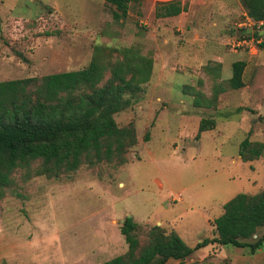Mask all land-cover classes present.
Returning a JSON list of instances; mask_svg holds the SVG:
<instances>
[{
  "label": "rangeland",
  "instance_id": "rangeland-1",
  "mask_svg": "<svg viewBox=\"0 0 264 264\" xmlns=\"http://www.w3.org/2000/svg\"><path fill=\"white\" fill-rule=\"evenodd\" d=\"M202 1L188 6L179 31V23L155 17L156 0L132 3L121 21L100 0H0V82L37 78L26 91L34 99L47 75L97 61L101 88L114 71L130 80L133 63L151 60L149 81L137 84L136 73L115 115L117 126L130 132L123 156L107 160L105 142L102 161L90 164L89 153L75 171L37 160L8 175L9 184L0 187V264H103L127 253L120 231L127 216L138 224L141 248L151 244L154 227L194 248L216 237L212 223L227 202L264 191V156H240L244 140L264 144V51L239 54L225 68L186 59L191 48L195 55L204 48L209 56L229 53L234 24L247 13ZM236 60L246 62L247 107H239L230 84ZM202 119L216 126L197 137ZM263 236L264 227L248 241ZM207 248L167 264H264V246L255 253Z\"/></svg>",
  "mask_w": 264,
  "mask_h": 264
},
{
  "label": "trees",
  "instance_id": "trees-1",
  "mask_svg": "<svg viewBox=\"0 0 264 264\" xmlns=\"http://www.w3.org/2000/svg\"><path fill=\"white\" fill-rule=\"evenodd\" d=\"M140 0H105L114 7L116 21L127 19L130 5ZM248 15L256 21H264V0H240ZM180 0L165 2L158 6L156 18L175 17L185 11ZM131 53V50H126ZM244 62L233 64L230 79L232 89L244 87ZM130 80L121 70L113 73V79L104 87L103 70L93 61L86 69L50 74L41 79L36 98L28 96L29 85L37 78L0 82V187L9 184L8 175L20 165L43 160L66 171L77 170L83 158L94 152L90 164L103 160L104 143L108 142L105 158L123 156L128 143L129 130L120 129L115 115L123 108L124 89L136 81L147 83L151 74V60L141 58L133 63ZM83 88H85L83 90ZM22 96V99L20 97ZM215 120L202 119L199 133L213 130ZM149 140V135L146 141ZM264 156V144L252 146L249 139L240 145V156ZM215 238H206L189 247L177 234L165 235L160 227H154L152 242L140 247L136 235L138 224L127 216L121 226V234L128 245L125 255L103 264H167L169 260H185L196 251L210 245L247 248L251 253L264 246V236L249 242L264 227V191L249 196L238 194L224 205V213L212 223ZM205 264V263H204Z\"/></svg>",
  "mask_w": 264,
  "mask_h": 264
},
{
  "label": "crops",
  "instance_id": "crops-1",
  "mask_svg": "<svg viewBox=\"0 0 264 264\" xmlns=\"http://www.w3.org/2000/svg\"><path fill=\"white\" fill-rule=\"evenodd\" d=\"M101 1V4L102 5H105L106 4V2H105V0H100ZM156 1H158V2H160V3H157V6H156V10H157V8H158V6H161V4H163V3H165V2H169V1H173V0H156ZM181 1V3H182V6L183 7H187V9L185 10V11H183L180 15H178V16H175V17H167V18H157V19H163V20H166V21H174V22H177V23H179V26H178V30L179 31H182V26L184 27V25L186 24V22H185V17L189 14L188 13V6L190 5L191 6V4H193L196 0H180ZM198 1H201V0H198ZM210 2H211V0H203L202 1V5H204L203 7H209V5H210ZM214 2H216V0H214ZM217 2H219L220 4L219 5H222V7H224V12L225 13H234V12H238L241 8H243L244 9V7L242 6V3L240 2V0H232V1H230V0H218ZM208 5V6H205V5ZM156 10H155V13H156ZM246 15H248L245 11L242 13V16H241V18L240 19H238L236 22H235V24H234V30L233 31H235V26H236V24L238 23V22H240L241 20H243V17H245ZM156 17V16H155ZM234 34H235V32H234ZM233 34V35H234ZM232 37V36H231ZM230 37V38H231ZM229 38V39H230ZM229 39H228V41L226 42V47H227V49H228V52L229 53H227L226 55L224 54V56H222L220 53H218V52H216V54H212L211 56H209L210 54H211V52H208V51H205L204 49L203 50H197V52H196V54L197 55H195V53H193L192 52V48L191 49H189L188 50V53L186 54V59L187 58H193V56H196V57H194V61L195 60H198V61H203V63L205 64V63H207V62H209V61H213V62H215V63H224V68L226 67V65H229V62L231 61V59H235V58H237L238 57V55L239 54H244V55H251V53H249V52H243V51H241V52H238V53H235V52H231L230 50H229V48H228V46H227V44H228V42H229ZM165 42H166V40H164ZM169 41V40H168ZM203 43V42H202ZM211 44H213V43H211ZM264 51V47H262L260 50H259V52H258V54L259 53H261V52H263ZM247 53H249V54H247ZM179 55H181V53H179L177 56H179ZM188 59V60H189ZM250 59H252V57H250ZM236 62H244V61H241V60H236V61H234V62H232V64L230 65V67H231V74H232V67H233V64L234 63H236ZM244 63H246V62H244ZM202 66V65H201ZM231 77H232V75L230 76V79H231ZM194 82V81H193ZM193 85V84H192ZM251 88H248V87H246V88H241V89H239V90H236V91H238V92H236L237 94H239L240 95V97H237V99L240 101L239 102V107H247V105H245V103L247 102V103H249V101L251 100V98H250V96H249V90H250ZM224 93H221V95H222V99L220 98V102H224V95H223ZM247 97H246V96ZM233 99H236V98H233ZM242 99H245V100H242ZM182 102H185L184 100L182 101ZM250 105V104H249ZM203 105L202 104H199L198 103V107H200V108H204V106L202 107ZM249 107V106H248ZM233 199V198H232ZM186 215L188 214V213H185ZM184 214V215H185ZM189 215V214H188ZM185 217H187V216H185ZM203 218H205V220H206V225H207V221H208V219H209V216L207 215V213L205 212V214H203V216H202ZM218 218V217H217ZM188 218H186V220H187ZM210 220V219H209ZM209 247V246H208ZM205 249V248H204ZM206 249H208L207 247H206ZM169 262V261H168Z\"/></svg>",
  "mask_w": 264,
  "mask_h": 264
},
{
  "label": "built area",
  "instance_id": "built-area-1",
  "mask_svg": "<svg viewBox=\"0 0 264 264\" xmlns=\"http://www.w3.org/2000/svg\"><path fill=\"white\" fill-rule=\"evenodd\" d=\"M142 25L146 23L142 22ZM227 46L231 52L256 54L264 47V21H256L249 15L243 17V20L236 24L235 34L229 39Z\"/></svg>",
  "mask_w": 264,
  "mask_h": 264
}]
</instances>
